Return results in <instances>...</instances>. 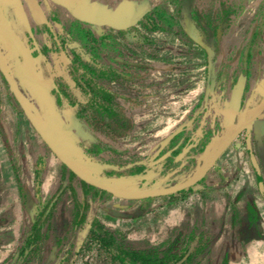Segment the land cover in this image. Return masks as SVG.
Here are the masks:
<instances>
[{
	"label": "rangeland",
	"instance_id": "1",
	"mask_svg": "<svg viewBox=\"0 0 264 264\" xmlns=\"http://www.w3.org/2000/svg\"><path fill=\"white\" fill-rule=\"evenodd\" d=\"M8 1L4 15H11L17 8L28 14L34 7L44 14L46 22L33 26L36 22L26 18L37 31L35 38L28 36V23L23 25L25 16L21 18L16 12L10 19L19 32L16 41L34 47L27 56L22 50L8 51L0 24V60L10 52L7 65L12 79L86 173L111 180L124 191L168 188L185 182L199 168L203 167L204 173L193 184L195 189L139 200L107 193L100 202L32 127L0 70V264H8L35 223L34 252L23 264H117L97 246L78 242L77 216L86 214L121 239L155 247L181 238L194 228L202 230L207 241L222 232L228 242L203 264H229L224 254L234 263L264 264L260 248L252 258L243 260L242 244L232 240L264 237V199L259 195L249 152L251 149L260 163L262 147L254 140L264 136V110L245 126L264 101V0H193L199 12L213 19L221 4L236 12L225 24L214 60L186 36L170 0H66L82 19L52 0ZM144 13H149L159 30L142 28L138 19ZM80 53L116 72L115 80L98 83L112 93L114 107L129 118L132 128L128 132L113 131L78 105L54 112L53 105L59 110L60 101L51 93L53 79L68 84L76 100L84 102L67 69ZM41 58L51 75L43 81L29 71L31 66L24 65L34 63L40 72ZM22 121L30 126L29 133L23 130L20 134ZM83 130L105 142L111 151L87 153ZM186 149L190 154L182 157ZM175 151L179 155H174ZM166 158L173 170L161 176L166 178L162 184L153 177L152 168ZM132 166L145 168L143 176L129 177L127 171ZM36 170L42 180L39 192L34 182ZM252 176L255 184L250 188ZM261 177L264 184L263 171ZM221 184L233 187L235 203H254L244 195L257 192L263 201L262 210L256 211L254 218L259 222L243 225L250 211H237L236 219H244L234 227L223 228L218 221H208L214 218L209 214L204 221L203 212H199L202 195L205 189L214 191ZM178 202L190 206L194 222L168 230L165 235L157 230L156 237L149 225L159 224L161 207ZM163 236L165 241L160 242ZM153 237L156 241H150Z\"/></svg>",
	"mask_w": 264,
	"mask_h": 264
},
{
	"label": "trees",
	"instance_id": "2",
	"mask_svg": "<svg viewBox=\"0 0 264 264\" xmlns=\"http://www.w3.org/2000/svg\"><path fill=\"white\" fill-rule=\"evenodd\" d=\"M170 3L172 4L175 19L184 30L186 36L198 43L206 55L214 60L219 52L225 24L236 12L230 6L221 4L219 14L213 19L199 12L193 5V0H170ZM151 19L149 13H144L138 19V22L148 32L159 30L158 24ZM67 69L73 86L81 92L85 99L84 102H79L76 100V94L72 92L68 84L60 79H53L55 87L51 93L60 101L59 110L57 106L53 105L55 113L61 110H68L70 107L68 105H78L113 131L128 132L131 130L132 124L129 118L114 107L112 93L98 83V80H115L116 72L104 68L92 59H85L82 53L68 63ZM38 70L43 79L51 78L42 58L39 60ZM49 97L51 96L49 95ZM39 116L42 118L41 112H39ZM84 133L86 138L83 141V146L87 153L99 155L103 152L111 151V148L105 142L89 135L86 131ZM254 143L262 147L263 154L259 159L260 163L255 160L251 149L249 152L258 178L259 190L264 198V184L261 179V172H264V136H256ZM173 154L179 155V152L175 151ZM181 154L182 157H186L189 156L190 151L186 149ZM144 170L145 168L142 166H132L127 172L129 177H136L138 174L143 176ZM152 170L155 173L153 177L155 179L158 178L160 183L162 182L163 184L166 178H161V176H164L163 174L166 172H172L173 167L170 165L169 159L166 158L156 163ZM108 181L113 183L111 180ZM34 182L37 185V192H39L42 180L37 170L34 174ZM82 183L91 191L90 195L98 197L100 202L104 200V198H101L102 195H108L98 188L84 182ZM190 189H195V185L187 190ZM250 212L255 218L257 212L253 210ZM76 224L78 225L77 240L79 243L87 241L97 246L100 251L109 257L110 261L117 264H201L219 238V235H215L207 241L203 236V231L194 228L181 238H174L155 247L117 237L91 214L77 216ZM250 226L251 224L247 227ZM36 232L37 223L32 226L31 234L26 238L23 246L10 258L8 264H23L25 260L30 258L34 252L33 245H35L34 236ZM246 239L250 238L247 237Z\"/></svg>",
	"mask_w": 264,
	"mask_h": 264
},
{
	"label": "crops",
	"instance_id": "3",
	"mask_svg": "<svg viewBox=\"0 0 264 264\" xmlns=\"http://www.w3.org/2000/svg\"><path fill=\"white\" fill-rule=\"evenodd\" d=\"M1 1L3 2L2 7L6 11L8 4H9V1L8 0H1ZM37 10H38L37 8L33 7V9L30 11L31 13L25 14L26 12H24V10H22V9L20 10V8H17V11H13L11 15H9V13L7 15V12L5 13V17L8 21V24L11 28L12 35H13V38L11 39L9 33L6 31V29L0 23L4 29L5 35H6L7 40H8V45H9L8 51H12L14 49H17V50H22L24 52V54H22V55L27 56V53H29V55L31 54L34 47H33V49L31 48V46L26 47L25 45L22 44L23 41H21L20 39L16 41V38L18 37L19 32H17L15 30V26L10 21V19L15 18L16 12H17L21 16V18H24L22 16H25V18L23 19L24 20L23 25L28 23L26 20V18H28L30 21L33 20L34 22H36V24H34L33 26H35V25L38 26V24L40 25V24L46 22V20H44V14L37 13ZM26 31H28L27 32L28 35H30L32 37L35 36V38H36L35 34L37 33V31H33L32 26L29 23L27 24ZM11 46H12V49H11ZM28 61L29 60H26V62H28ZM24 65L31 66V69L29 71L32 74H34L35 77L39 78L41 81L44 80L41 73L36 71L37 69H36L34 63L32 65L31 64H24ZM19 125L22 127V128L20 127L21 128L20 134H22L23 130L29 133L30 126L27 123L22 121V122H20ZM249 184H250L249 185L250 188L253 186V184H255V177L254 176H252ZM44 185H45V183H44ZM246 189H247V187H246ZM248 189H249V187H248ZM207 190L205 189V191H204L205 193L202 195V196H204V200L200 204L201 208H200L199 212H201V214L203 212L204 221L207 219L208 214H209V216H214L213 219L208 218L207 220L208 221H218V224H220L223 228L234 227L237 222H239V221L241 222V220L244 219V217H241V216H240V218L236 219L235 214L237 213V211H239V213H241V212H249L251 210H253L255 212L256 211L259 212L262 210V202H263L262 199H264V198L261 196V194H259V195L261 196L262 199L259 198L257 192L254 193L252 191L251 195L250 194L247 195V193L244 195L246 197L249 196L250 198H253L254 203L253 202L235 203L237 194L233 191L232 186H231V188H229V186H227V184H223V185L221 184V187H219L218 189L215 188L214 191H207ZM233 195L235 197L233 199V203L230 204V202H228V200H231V196H233ZM189 207H190L189 205H186L185 203L183 204L182 202H178L176 204L169 203L168 205H164V207H161L158 212H160V214H162V216H163V217H160V215H159V217L161 218L162 221L160 220L158 222L159 224L153 223V224L149 225L152 228L153 234H155V232L157 230L158 231L160 230V232H162V234L165 235L168 230L175 229V228L180 227V226L181 227L182 226L183 227L189 226L191 224V222L193 221L192 218H190L191 211H190ZM263 208H264V206H263ZM250 216L252 218H250ZM188 218H190V219H188ZM245 219L246 220H245V223H243V225H246V226H249L250 224H251V226H254L257 221L259 222V219H257V218L254 219V216L251 214L246 215ZM138 221H139V219H138ZM242 222H243V220H242ZM160 232H159V234H160ZM156 237H157V235H156ZM156 237H153L150 241H156ZM165 238H166V236H163V238H162V240H160V242L165 241ZM232 240L234 241V243L238 242V243L242 244V247H241L242 255H241V257L243 258V260H246V258H252L257 250L261 249L262 252L264 253V237L262 239L250 238L247 240V239L243 238V239H238V241H237V239H232ZM226 242H228V238L224 235V233L221 232L219 234V238L217 239V241L213 245L209 255L205 258V260L201 264H203L211 255H214V253L216 251H220L221 248L223 247V244ZM226 251H228V250H226ZM224 256L226 257V260L228 259L229 264H240V263H234L232 261H229V258H231V257H229L228 254H226V255L224 254Z\"/></svg>",
	"mask_w": 264,
	"mask_h": 264
},
{
	"label": "water",
	"instance_id": "4",
	"mask_svg": "<svg viewBox=\"0 0 264 264\" xmlns=\"http://www.w3.org/2000/svg\"><path fill=\"white\" fill-rule=\"evenodd\" d=\"M54 3L63 6L71 13L79 19V15L75 14L71 6H69L66 0H52ZM88 21V20H86ZM0 23L9 33L11 39L13 38L11 28L8 24V21L3 13V7H0ZM12 49V46H11ZM11 52V51H10ZM8 52L5 54L0 60V70L3 73L6 81L8 82L13 95L15 96L17 102L21 106L22 110L24 111L27 119L29 120L32 127L36 130L42 140L46 143V145L50 148V150L55 154V156L63 162V164L69 168L73 173H75L81 180L86 182L87 184L98 188L106 193L111 194L112 196L129 199V200H139V199H146V198H153V197H160V196H168L172 194H176L182 190H185L192 186L199 177H201L204 173V168H199L191 178L187 179L185 182L171 186L168 188H154L148 190H141V191H124L117 188V186L107 180L102 178L96 177L92 174L86 173V171L79 165L78 161L75 157L66 150L55 138V136L50 132L47 128L45 121L40 118L38 110L30 104L29 100L23 95L21 90L18 87V84L15 80L12 79L11 75L9 74V68L7 65V58L10 54ZM264 110V101L260 108L254 113L252 118L245 123V126L248 127L256 118L260 115V113Z\"/></svg>",
	"mask_w": 264,
	"mask_h": 264
}]
</instances>
